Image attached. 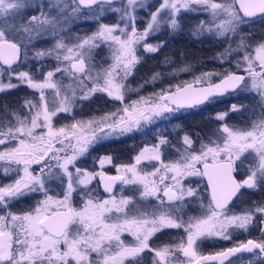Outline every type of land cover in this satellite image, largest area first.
Listing matches in <instances>:
<instances>
[{
	"label": "snow or ice",
	"instance_id": "obj_1",
	"mask_svg": "<svg viewBox=\"0 0 264 264\" xmlns=\"http://www.w3.org/2000/svg\"><path fill=\"white\" fill-rule=\"evenodd\" d=\"M146 3L125 0L117 7L114 0H0V93L20 85L34 91L17 110L5 108L0 115V171L11 177L10 183L0 185V264H145L146 252L151 264H264V204L239 212L230 207L242 189L264 187V40L253 45L251 35H241V26L264 17V0H160L139 29L137 10ZM27 9L36 14L26 15ZM107 13L118 14L117 22L103 23ZM187 13L207 17L191 29L197 38L238 37L235 47L229 44L215 57L235 70L202 72L192 81L125 102L129 92L144 86L132 89L127 84L142 60L138 52L160 51L165 43H149L148 38L163 29L182 31ZM81 16L97 22L95 31L68 34L66 26ZM47 36L53 38L52 46L38 49L36 41ZM101 47L108 49V57L97 61ZM50 57L56 65L44 72ZM30 58L38 67H29ZM162 78L157 72L144 83ZM245 89L262 101L261 112L248 127L226 122L229 111H241L242 106L232 104L216 115L219 126L204 138L193 140L185 133L175 148L158 132L156 142L145 144L130 162L113 164L112 155H104L95 158L99 171L77 166L97 146L142 132L181 108ZM98 95L120 107L76 119L75 112ZM62 114H71L72 122L58 125ZM167 147L174 148L177 158L165 162ZM248 157L251 163H246ZM238 163L246 170L239 180L234 175ZM149 164L151 171L145 166ZM105 165L116 174L103 171ZM189 177L207 178V202L199 185L185 184ZM94 180L102 183L108 198L96 195ZM53 182L62 186L55 196ZM125 189L131 194L125 195ZM36 193L43 199L34 207L10 210L14 201ZM193 202L196 215L189 214ZM257 221L259 239L209 253L200 249L204 240L231 241L233 233H246ZM164 229L184 234L152 247L150 241ZM125 233L130 242L122 238ZM245 255L251 258L245 260Z\"/></svg>",
	"mask_w": 264,
	"mask_h": 264
},
{
	"label": "trees",
	"instance_id": "obj_2",
	"mask_svg": "<svg viewBox=\"0 0 264 264\" xmlns=\"http://www.w3.org/2000/svg\"><path fill=\"white\" fill-rule=\"evenodd\" d=\"M151 39L150 40L155 43L164 42L165 47L156 53L139 54V56L142 57V60L137 65L133 74L128 78L127 84L129 86L135 83L141 85L157 72L168 78V76L172 74L171 71H176L185 66L190 67V71L185 73L194 74L195 76L203 71L208 72L217 69L220 70V65L222 67V63L215 59L217 54L222 51V39H218V37L210 36L208 39L193 38L191 35H188L187 28L185 29L183 26V30L179 31L177 39H172L170 34H166L165 32H162ZM166 60L170 62L165 63ZM192 67H196L197 69L194 70V72H191ZM188 77L189 75L185 78ZM170 82L169 79L166 81H155L153 86L149 83H144L145 85L143 88L139 89V91H142L139 95L150 94L152 91H148L149 89H154V91L158 89L161 90ZM135 92L136 91H131L129 93V95L132 96L131 98H136V96H138L133 95ZM25 97L30 98L29 89L25 85H20L16 89L0 93V115L3 114L5 108H8L9 110H17L19 105L23 103ZM237 98V95H227L218 98L212 103H205L203 105L195 106L194 108H182L175 116L170 117V120H168L170 124L176 126L174 132L165 130L162 131V134L167 135L168 140L175 147H178V141L185 133L191 135L193 140H196L197 136L204 138L211 135L213 129L219 126V122L215 119L216 115L220 112L229 111L232 104L242 106V108L240 112L236 113L229 111V116L226 118V122L238 124L237 122L242 120V124H245L251 119L243 118L245 114L248 116L247 108L250 103L243 102ZM116 107V102L111 101L104 95H98L97 97H94L91 102H85L82 105V108L75 112V117L86 119L94 114L100 115L104 111H109ZM63 118L64 120L62 122L67 123L71 120V114H65L63 115ZM156 139L157 135H150L149 131L144 133H132L117 141L106 143L103 146H97L96 149L91 151L85 158H97L104 155H112L114 164L127 163L140 148L145 144L155 143ZM104 170L109 173L113 171L111 165L105 166ZM236 175L238 178L243 177L241 172L240 174L239 172H236ZM3 179H5L4 175ZM200 179V188H205L204 191L207 193L205 182L202 177ZM33 197L34 196L29 195L18 201H14L10 205V210L13 212L22 210L24 206H27L32 201ZM254 203L264 204V187H258L257 189H242L241 195L238 199H234L230 207L234 212H239L245 208L252 207ZM191 209H194L193 205L191 206ZM260 227L261 225L257 221L248 232H240L235 237L240 241L249 238L259 239L261 238ZM180 235L181 231L178 229H164L157 233L156 236L152 238L151 242L165 244L171 242L173 240L172 238L176 239ZM228 242L229 241L215 239L208 242V246H211V248H222L227 247Z\"/></svg>",
	"mask_w": 264,
	"mask_h": 264
},
{
	"label": "rangeland",
	"instance_id": "obj_3",
	"mask_svg": "<svg viewBox=\"0 0 264 264\" xmlns=\"http://www.w3.org/2000/svg\"><path fill=\"white\" fill-rule=\"evenodd\" d=\"M33 2L34 3H45L46 2V0H33ZM125 2V0H114V5L115 6H117V7H119L122 3H124ZM159 2H160V0H147V3H146V6H145V8L144 9H138L137 10V16H138V19H137V27L139 28V29H142L143 27H144V22L148 19V13L149 12H151V11H154L155 10V7H157L158 6V4H159ZM147 13V14H146ZM32 14H36L35 13V11H34V9H27L26 10V15H32ZM146 14V15H145ZM144 16H146V17H144ZM194 20H196V24H195V26L199 23V21L200 20H205V19H207V17H206V15H203V14H194ZM142 18H144L145 20L144 21H142ZM117 19H118V14H115V13H107L106 15H105V17H103L102 18V22L103 23H107V24H113V23H116L117 22ZM140 20H141V22H140ZM194 26V27H195ZM96 27H97V22L94 20V19H92V18H85V17H83V16H81V17H79V18H77V19H74V20H71L70 22H69V24L66 26V31L68 32V34H70V35H81V36H83V35H86V34H90L91 32H93V31H95V29H96ZM193 27V28H194ZM148 42L149 43H153V44H155V42H152L151 40H150V37L148 38ZM54 43V40H53V38L52 37H50V36H47V37H43V38H41V39H39V40H37L36 41V47L38 48V49H40V48H49V47H51L52 46V44ZM226 43V42H225ZM230 43H231V40H230ZM227 44V43H226ZM233 47H235V45L233 46ZM224 49L225 48H223V50L221 51V52H223L224 51ZM144 52L141 50V51H139L138 52V55L140 54H143ZM108 57V49L106 48V47H101L100 49H98L97 50V55H96V60L97 61H104V60H106V58ZM28 64H29V67H32V68H36V67H38V65H35V64H33L32 62H31V58L29 59V61H28ZM44 68H43V71L44 72H47L48 70H51L53 67H55V65H56V61L54 60V58H48V59H46L45 61H44ZM220 70L219 69H217V70H215V71H217V72H223L226 68L227 69H231V70H235L234 69V67H233V65H231V64H227V63H224V64H222V67H221V65H220ZM26 70V69H25ZM172 72V74L170 75V76H168V78H167V76H162L163 78L161 79V80H158V81H166L167 79H169L171 82L170 83H168L164 88H167L170 84L171 85H175V84H178V83H180V82H182V81H192L193 80V77H192V74H186L185 72H182V71H179V69H177L176 71L174 70V71H171ZM204 72V71H203ZM207 72V71H206ZM240 74H242V73H240ZM162 75V74H161ZM189 75V77L188 78H185L186 76H188ZM200 75V74H199ZM198 76V75H197ZM150 79V78H149ZM5 82H7L6 80H5ZM13 83H17V81L16 80H13L12 81ZM65 83H67V80L65 81ZM144 84V83H143ZM149 84H151L152 86L155 84V82H153V83H149ZM132 85V86H131ZM129 87L130 88H132V89H137V88H139V84H131ZM145 85V84H144ZM27 87V86H26ZM28 88V87H27ZM164 88H162V89H164ZM29 89V88H28ZM140 89V88H139ZM148 91H152L151 93H154V92H158V91H160V89H158V90H156V91H154V89H149ZM242 91H249V90H247V89H245V90H242ZM142 91H136L133 95H138V96H136V98H131L132 96H130L129 95V93L127 94V96H126V101L125 102H130L131 100H136V99H138L140 96H148V95H139L140 93H141ZM146 92V91H145ZM239 91H237L236 93H234V94H237ZM150 93V94H151ZM234 94H227V95H234ZM34 95V91L33 90H31V89H29V96H30V98L32 97ZM227 95H225V96H227ZM225 96H223V97H225ZM261 99V98H260ZM260 102H261V100H260ZM256 105V104H255ZM117 107H120V104L119 103H117ZM116 107V108H117ZM192 108H194V107H192ZM254 108H255V106H254ZM182 109V108H181ZM115 110V108H113V109H111V110H109V111H114ZM259 110H260V112H261V109H260V106H257L256 107V111L257 112H259ZM177 113V112H176ZM176 113H174L171 117H173V116H175L176 115ZM257 114V116L259 115V113H256ZM63 115H65V114H62V115H60V117H59V119L56 121V123L58 124V125H62V124H65V122H62L63 120H64V118H63ZM71 119V118H70ZM70 119H68V120H70ZM76 119H80V118H76ZM82 119V118H81ZM87 119V118H86ZM254 119H256V118H252L251 120H254ZM168 120H170V119H168ZM168 120H163V121H160V122H158L157 123V125H150V126H148L147 128H145L143 131H142V133H144V132H146V131H149V133H150V135H152V134H154V136L155 135H157L158 134V132L159 133H163L162 131H165V130H169V131H172V132H174V130L176 129V126H174V125H172V124H170L169 122H168ZM70 122H72L71 120L70 121H68L67 123H70ZM228 123V122H227ZM250 123V122H249ZM249 123H245V124H231V123H228L230 126H233V125H235V126H238V127H241V128H245V127H248L249 126ZM164 129V130H163ZM135 133H140V132H135ZM167 136V135H166ZM180 141V140H179ZM179 141H178V147H175V148H179L180 147V143H179ZM0 147H2V146H0ZM139 151V150H138ZM137 151V152H138ZM164 160H165V162H167L168 160H171V159H176L177 157H176V152H175V150H174V148H172V147H167V148H165L164 150ZM136 152V153H137ZM135 153V154H136ZM247 155V154H246ZM132 159V158H131ZM131 161V160H130ZM252 162V158L251 157H248V159H247V161H246V163H251ZM114 164V163H113ZM77 166L78 167H80V168H82V169H88L89 171H99L100 170V166H99V163H98V160L97 159H95L94 157H89V158H82L81 160H79L78 162H77ZM105 166H108V165H105ZM104 166V167H105ZM146 167H147V169L149 170V171H151L152 170V167H151V165L149 164V165H145ZM33 167H36V166H33ZM198 167H199V165H198ZM112 169L114 170V172H116V169L114 168V167H112ZM38 170V169H37ZM103 171H105L104 169H103ZM237 172H239V174H240V172L242 173V178L241 179H243L244 178V176H245V173H246V170H244V169H241L240 168V166H239V163H238V166H237ZM3 172L2 171H0V185H2V184H6V183H10L11 182V177H5V179H3ZM201 177H189V178H186V180H185V184L186 185H190V186H192V187H197V185H199V188H200V185H201V179H200ZM50 187L53 189V191L51 192V194L53 195V196H55L57 193H60V192H62V186H60L59 185V183L58 182H53V183H51L50 184ZM92 187L95 189V193H96V195H98L100 198H102V199H105V198H108V193H106L105 191V193L104 192H102V190H101V188H102V185H100V182L98 181V180H94L93 182H92ZM201 189V188H200ZM202 190V192H201V195L204 197V202H207V193H205V188H203V189H201ZM119 191H120V187H118L117 189H116V191H115V193L117 194V196L119 195ZM129 194H131V193H129L128 191H127V189H125V195H129ZM32 196H34L33 197V199H32V201L28 204V206H25V207H23L22 208V210H20V211H18V212H21V211H26V210H28V209H30V208H32V207H34L35 206V203H36V201H38V200H41V199H43V196L41 195V194H39V193H36V194H32ZM73 203H74V205L76 206V207H79L80 206V203H81V201H80V198L79 197H77L75 194H74V196H73ZM152 203H155V201L154 200H152ZM193 206H194V209H189V214H192V215H196V214H198V212L195 210V208H196V202H193V204H192ZM193 210V211H192ZM0 214H3L2 212H0ZM181 231V235L180 236H183V231L182 230H180ZM238 233H240V232H236V233H233L232 234V239H231V241H229V247H232L234 244H236V243H238V242H241L240 240H237L236 239V237L235 236H237V234ZM126 242H130L131 241V236L129 235V234H127V233H125L124 234V236L122 237ZM209 240H211V239H208V240H204L201 244H200V249L202 250V246H203V243L204 242H206V241H209ZM203 251V250H202ZM150 264H151V262H150Z\"/></svg>",
	"mask_w": 264,
	"mask_h": 264
},
{
	"label": "flooded vegetation",
	"instance_id": "obj_4",
	"mask_svg": "<svg viewBox=\"0 0 264 264\" xmlns=\"http://www.w3.org/2000/svg\"><path fill=\"white\" fill-rule=\"evenodd\" d=\"M194 14L195 13H187V14H185L183 20H181V24L185 27V29L187 28L188 35H191L193 38H196L195 36H193L191 34V29H193V27L196 24V20H194V17H195ZM144 17H146V16H144ZM144 20L145 19L142 18V21H144ZM140 22H141V20H140ZM162 32H165L166 34H170V36L172 37V39H177L178 38V34H179V32L172 33L168 29H163L161 32L156 33L155 35L151 36L150 39L152 37H154V36L162 33ZM241 35H251L253 39H252V41H249V43H252L253 45L255 44V42L264 40V17H259L258 16V17L255 18V22L253 24L241 26ZM210 36L211 35H204V36H200L199 38L208 39ZM218 39H222V50H223V48H226L229 44H232V46H234L235 43L238 42V37H235V36L230 37V38H221V37H218ZM230 40H231V43H230ZM196 69H197L196 67H192L191 68V72H194V70H196ZM194 76L195 75L193 74L192 77L194 78ZM234 95H237L238 96L237 99H239V100H241L243 102H246V103H250V105L247 108L248 109V113H247L248 116L245 114V116H243V118L244 119H247V118H251V119L252 118H257V114L256 113H260V110H259V112H257L256 111V107L258 105H260V109H261V103H262V101L260 102V100H261L260 99V96L257 93H254V92H251V91H239L237 94H234ZM254 106H255V108H254ZM253 113H255L256 115H253ZM251 119L247 123H249L251 121ZM237 123L238 124H241V123H243V121L242 120H239V122H237ZM113 171H112V173H113ZM118 187H119V185L116 187V189ZM116 189H115V191H116ZM172 239L174 240L175 238H172ZM251 239H254V238H251ZM213 240H215V239H211V240L206 241V242L203 243L202 250H203L204 253L218 251L220 249L228 248L230 246L229 245V242H228V246L227 247L211 248V246H208V242L213 241ZM218 240L222 241V239H218ZM244 241H246V240H244ZM171 242H168V243H171ZM150 245L152 247H157L159 245H163V243L160 244V243H157V242H151L150 241ZM250 258H251L250 255H246V256H244L243 259L247 260V259H250ZM150 262H151V254L148 253V252H146L145 253V264H150Z\"/></svg>",
	"mask_w": 264,
	"mask_h": 264
},
{
	"label": "water",
	"instance_id": "obj_5",
	"mask_svg": "<svg viewBox=\"0 0 264 264\" xmlns=\"http://www.w3.org/2000/svg\"><path fill=\"white\" fill-rule=\"evenodd\" d=\"M108 175H115V174H108ZM235 175V174H234ZM204 180H205V182H206V185H207V178L206 177H204ZM101 185H102V183H101ZM102 188H103V185H102ZM207 188H208V185H207Z\"/></svg>",
	"mask_w": 264,
	"mask_h": 264
}]
</instances>
